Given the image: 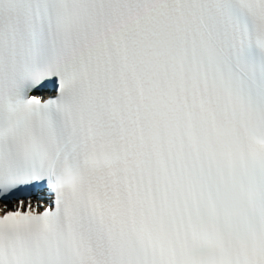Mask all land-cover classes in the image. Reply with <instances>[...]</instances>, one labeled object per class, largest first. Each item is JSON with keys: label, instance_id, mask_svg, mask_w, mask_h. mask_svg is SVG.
<instances>
[{"label": "snow or ice", "instance_id": "snow-or-ice-1", "mask_svg": "<svg viewBox=\"0 0 264 264\" xmlns=\"http://www.w3.org/2000/svg\"><path fill=\"white\" fill-rule=\"evenodd\" d=\"M0 264H264V0H0Z\"/></svg>", "mask_w": 264, "mask_h": 264}]
</instances>
